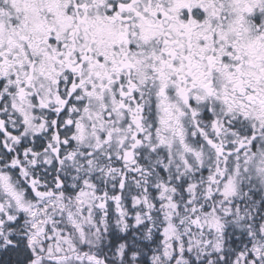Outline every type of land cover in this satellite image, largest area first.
<instances>
[{
	"label": "snow or ice",
	"instance_id": "obj_1",
	"mask_svg": "<svg viewBox=\"0 0 264 264\" xmlns=\"http://www.w3.org/2000/svg\"><path fill=\"white\" fill-rule=\"evenodd\" d=\"M0 264H264V0H0Z\"/></svg>",
	"mask_w": 264,
	"mask_h": 264
}]
</instances>
